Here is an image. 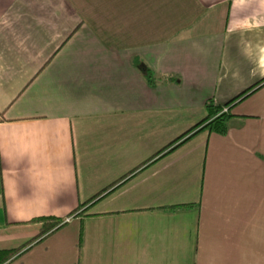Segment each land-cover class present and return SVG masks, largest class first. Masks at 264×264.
<instances>
[{
    "label": "crops",
    "instance_id": "obj_1",
    "mask_svg": "<svg viewBox=\"0 0 264 264\" xmlns=\"http://www.w3.org/2000/svg\"><path fill=\"white\" fill-rule=\"evenodd\" d=\"M263 77L264 0H0V251L117 182L9 264H264V88L133 172Z\"/></svg>",
    "mask_w": 264,
    "mask_h": 264
},
{
    "label": "trees",
    "instance_id": "obj_2",
    "mask_svg": "<svg viewBox=\"0 0 264 264\" xmlns=\"http://www.w3.org/2000/svg\"><path fill=\"white\" fill-rule=\"evenodd\" d=\"M262 88H264V77L222 106L214 105L212 100H207L204 103V109L206 114L203 119H201L198 123H196L190 129H188L186 132L182 133L180 136L175 138L168 145L163 147L157 154L154 155L153 158H150L149 160L143 162L141 166L133 170V172L147 166L148 164L154 162L156 159H159L175 151L178 147L185 144L192 137H194L199 133L205 132L207 134L212 133L218 136H224L226 132V123L231 118L230 110L235 105L244 101L245 99H247L252 94H254L255 92H257ZM224 108L226 109V111L222 112V109ZM261 160L264 162V158H261ZM133 172H130L126 176H123L119 182H122L125 179H127L129 176H131ZM116 184H112L107 188H104L90 199L80 203L74 210H72L66 215V218H72V217L77 218L79 216H82L84 211L89 206H91L96 201H98V199H100V197L103 196L104 193L108 192ZM187 207L190 206L189 205L176 206L173 208H168L167 211H175L176 209H182ZM64 219L65 218H55V217H40L33 219L32 222L40 224L38 233L33 238H31L30 240H28L27 242H25L24 244L20 245L15 249L0 251V264H9L10 262L14 261L21 255H23V253H25L28 249L40 243L45 238H47L48 236L52 235L54 232L62 228L65 225Z\"/></svg>",
    "mask_w": 264,
    "mask_h": 264
},
{
    "label": "built area",
    "instance_id": "obj_3",
    "mask_svg": "<svg viewBox=\"0 0 264 264\" xmlns=\"http://www.w3.org/2000/svg\"><path fill=\"white\" fill-rule=\"evenodd\" d=\"M226 111V109L224 108V109H222V112H225ZM69 220V218H65L64 219V222L66 223L67 221Z\"/></svg>",
    "mask_w": 264,
    "mask_h": 264
}]
</instances>
